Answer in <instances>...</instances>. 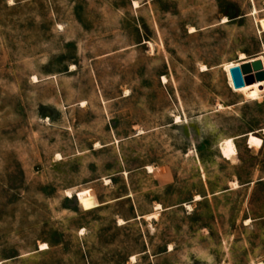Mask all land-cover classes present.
I'll return each instance as SVG.
<instances>
[{"label": "rangeland", "instance_id": "obj_1", "mask_svg": "<svg viewBox=\"0 0 264 264\" xmlns=\"http://www.w3.org/2000/svg\"><path fill=\"white\" fill-rule=\"evenodd\" d=\"M257 58L264 0H0V264H264Z\"/></svg>", "mask_w": 264, "mask_h": 264}, {"label": "bare ground", "instance_id": "obj_2", "mask_svg": "<svg viewBox=\"0 0 264 264\" xmlns=\"http://www.w3.org/2000/svg\"><path fill=\"white\" fill-rule=\"evenodd\" d=\"M135 4L137 6V3H135ZM226 21L227 20L224 19V22H226ZM257 59L263 61L262 58H257ZM252 60H256V59H250V60H246V61H252ZM238 65H240V63ZM235 66H237V65L229 64L226 67V70L228 72L229 82H230V85L233 88H234V86H233V82H232V78H231V74H230V69L232 67H235ZM263 87H264V81H260V82L254 83L252 85H246V86H244L243 88H240V89H235L234 88V90H235V92L244 93V94H247V95L253 97V96H256L258 93L263 92L262 91ZM248 142H249V145L252 146V147L253 146L261 147L263 145V143H264V141L261 138L256 137L253 134L249 135ZM221 149H222L223 154L226 157H228V158H231L232 156H235L237 154V147H236V145H235V143H234V141L232 139L224 140V142H223V144L221 146Z\"/></svg>", "mask_w": 264, "mask_h": 264}, {"label": "water", "instance_id": "obj_3", "mask_svg": "<svg viewBox=\"0 0 264 264\" xmlns=\"http://www.w3.org/2000/svg\"><path fill=\"white\" fill-rule=\"evenodd\" d=\"M230 74L235 89L243 88L246 85H252L256 82L264 81L263 61L256 59L244 61L230 69Z\"/></svg>", "mask_w": 264, "mask_h": 264}]
</instances>
